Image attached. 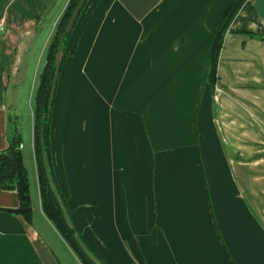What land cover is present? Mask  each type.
I'll use <instances>...</instances> for the list:
<instances>
[{"label": "crops", "instance_id": "crops-1", "mask_svg": "<svg viewBox=\"0 0 264 264\" xmlns=\"http://www.w3.org/2000/svg\"><path fill=\"white\" fill-rule=\"evenodd\" d=\"M69 0H0V148L14 133L30 217L0 186V264H84L41 207L37 68ZM87 0L61 59L51 114L54 173L71 218L107 264H264V0ZM45 28V29H44ZM38 39V41H37ZM47 42V43H46Z\"/></svg>", "mask_w": 264, "mask_h": 264}, {"label": "trees", "instance_id": "trees-1", "mask_svg": "<svg viewBox=\"0 0 264 264\" xmlns=\"http://www.w3.org/2000/svg\"><path fill=\"white\" fill-rule=\"evenodd\" d=\"M77 1L78 0L68 1L65 8L63 9L64 11L58 18V21L55 25L56 28L50 38V41L48 42L45 56L46 63L39 74L40 80L35 91V101L33 106V143L35 146V160H37V176L39 178V192L43 211L45 212L46 216L51 219L53 224L56 225L63 238L69 242L70 246L76 252L77 256L80 257L81 261H83L84 264H95L93 260L85 253L79 241H77L75 233H77L78 239L83 241L89 250H91L87 242L84 241L82 236L79 234L76 225L72 221V218L71 221L72 224H74L73 227L68 225L66 222L64 212L61 208L56 192H58L62 203L67 208L70 217L71 211L67 206L66 197L60 191L58 180L54 173V163L52 159V149L50 143L52 110H49L48 101L50 96L49 91L53 82V75L56 68L55 55L60 44L59 42L62 43L61 59L65 55V47L75 23L72 26L73 28L70 32L66 34H63V32L66 28V23L74 11L73 9ZM243 1L244 0H231L219 15L216 25L213 28L211 37L212 40L208 51L209 58L207 67V78L211 86L214 85L217 78L216 66L219 57L218 53L223 44L224 33ZM85 3L80 9L81 11ZM49 175L54 182L56 192H54L51 186ZM0 186L1 188L7 190L15 189L16 193H18L20 206L30 207L31 194L29 193V177L27 176L26 167L22 160L21 136L18 133L12 134V136H10L7 141V145L3 148H0ZM24 214L27 219L30 217L29 212H24ZM91 252L95 257L99 258L103 264H107L102 257L99 255L97 256L92 250Z\"/></svg>", "mask_w": 264, "mask_h": 264}, {"label": "water", "instance_id": "water-1", "mask_svg": "<svg viewBox=\"0 0 264 264\" xmlns=\"http://www.w3.org/2000/svg\"><path fill=\"white\" fill-rule=\"evenodd\" d=\"M85 2H86V0H78L77 1L76 5L74 6L73 13H72V15L70 16L68 22L65 25L66 28H65L63 34H66V33L70 32L72 30V28H73L72 26L74 25L77 16L81 12L80 9H81V7L83 6V4ZM59 43L60 44H59L58 50H57L56 55H55L56 68H55L54 75H53L54 78H53V82H52V85H51V88H50V91H49L50 96H49V101H48V107H49L50 111H51L52 103H53L54 96H55L54 92H55L57 80H58V77H59L58 73H59V70H60L61 62H62V60H61L62 43L61 42H59ZM50 182H51V186H52L54 192H56V188H55V185H54V182H53L51 176H50ZM56 195H57L58 200L60 202L61 208L63 209L66 222L68 223V225L73 227L74 224H72L71 217L69 215V212H68L67 208L62 203L58 192H56ZM3 208L6 209V210H9V211H12V212H14V211H17V212H29V211H31L30 207H24V206H17V207H14V208H9V207H3ZM75 236L77 238V241H79L80 245L82 246L83 250L85 251V253L88 255V257H90L95 264H103L99 258H97V257H95L93 255V253L91 252V250H89V248L85 245V243L78 239L77 233H75Z\"/></svg>", "mask_w": 264, "mask_h": 264}, {"label": "rangeland", "instance_id": "rangeland-1", "mask_svg": "<svg viewBox=\"0 0 264 264\" xmlns=\"http://www.w3.org/2000/svg\"><path fill=\"white\" fill-rule=\"evenodd\" d=\"M49 41L50 39L48 40V42ZM47 47H44L43 49V57L40 58V65H38L37 68L32 67L23 75L13 77L18 81V85L16 86V90L14 93L17 96V100L20 101V110H22L23 113H25L24 111H27L26 109L28 107L34 106L35 91L40 80L39 74L46 63L45 56Z\"/></svg>", "mask_w": 264, "mask_h": 264}]
</instances>
